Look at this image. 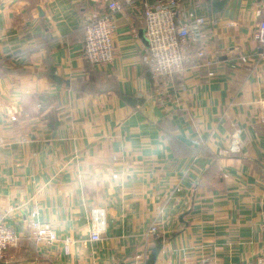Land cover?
<instances>
[{
    "label": "crops",
    "instance_id": "obj_1",
    "mask_svg": "<svg viewBox=\"0 0 264 264\" xmlns=\"http://www.w3.org/2000/svg\"><path fill=\"white\" fill-rule=\"evenodd\" d=\"M109 2L0 0V216L20 235L1 264L256 258L264 253V46L254 34L264 0H179V22L206 18V58L196 67L198 46L190 50L163 106L142 59L138 0L118 14L113 62L85 60L86 17ZM34 207L58 236L50 247L32 238ZM93 209L106 212L98 241ZM155 222L160 233L147 238Z\"/></svg>",
    "mask_w": 264,
    "mask_h": 264
},
{
    "label": "built area",
    "instance_id": "obj_2",
    "mask_svg": "<svg viewBox=\"0 0 264 264\" xmlns=\"http://www.w3.org/2000/svg\"><path fill=\"white\" fill-rule=\"evenodd\" d=\"M134 1L136 0H110L105 13L90 14L86 17L83 56L91 65L108 66L113 62L116 56L114 37L118 30V14H124L126 6L133 4ZM138 1L144 14V35L147 40L142 59L150 74L154 99L158 105L163 106L170 99L169 90L173 87L177 74L184 71L185 63L190 59V50L198 46L192 57L196 67L201 66V62L206 58L203 47L206 18L198 17L191 23L179 22L177 18L179 0H158L154 5L150 4L149 0ZM254 39L264 46V19L260 21L255 31ZM239 134V131L233 134L234 146ZM38 216L39 212L34 207L30 212L29 221L32 238L42 247L56 244L58 242L56 232L49 224L40 221ZM105 227V210L93 209L91 239L100 240ZM159 233L158 223L155 222L148 228L146 237ZM19 239L20 235L0 216V264L4 263L8 248L17 244ZM245 264H264V253Z\"/></svg>",
    "mask_w": 264,
    "mask_h": 264
}]
</instances>
